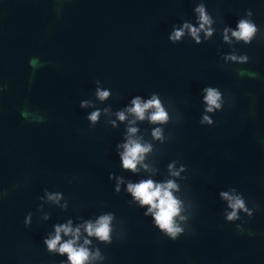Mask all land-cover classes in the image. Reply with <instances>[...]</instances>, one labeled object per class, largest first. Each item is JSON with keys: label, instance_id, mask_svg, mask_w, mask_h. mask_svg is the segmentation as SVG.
<instances>
[{"label": "water", "instance_id": "95a60500", "mask_svg": "<svg viewBox=\"0 0 264 264\" xmlns=\"http://www.w3.org/2000/svg\"><path fill=\"white\" fill-rule=\"evenodd\" d=\"M154 96L165 121L128 111ZM149 180L175 185V239L128 189ZM102 217L107 240L86 231ZM68 241L83 264H264V0H0V264H72Z\"/></svg>", "mask_w": 264, "mask_h": 264}, {"label": "clouds", "instance_id": "9594fccd", "mask_svg": "<svg viewBox=\"0 0 264 264\" xmlns=\"http://www.w3.org/2000/svg\"><path fill=\"white\" fill-rule=\"evenodd\" d=\"M197 12L200 14V21H201V28L204 27L205 24H208L209 18L205 15V11L203 6L198 7L196 9ZM184 27L189 28L191 35L196 38L197 32L199 29L192 28L190 25H185ZM238 30L232 32V35L236 37L238 40H244L246 43L249 42L250 38L256 32V27L249 21L241 20L237 25ZM227 32V29H225ZM183 34V29L179 31H175L173 35L170 37L172 40H178L181 35ZM207 35H211V31L209 30ZM225 40H227V36H225ZM198 42V40H197ZM231 59H236V57H231ZM242 61L246 59V57L240 58ZM30 66L35 67L36 60L32 59L29 61ZM207 95L205 96V101L208 104V108L206 111L211 112L213 108H219L220 105L217 101L220 98L219 92L215 89L208 88L205 89ZM97 95L100 99L106 98L109 93L107 91H99L97 90ZM133 107L128 111L134 113L139 119L144 118V112L148 108H154L155 111L149 117L152 122L157 121H165L167 119V114L164 110L160 107V103L157 98L154 96L151 100L145 102L144 104L140 103L139 98H136L132 101ZM83 106V105H82ZM22 116L26 115L25 113H21ZM99 113L94 112L89 117L90 120L96 121ZM118 117L120 120L124 119L123 113H119ZM204 122L211 123L207 116L203 117ZM130 132H135L136 129H129ZM154 136L159 137V130L157 129L154 133ZM125 153L122 156L123 166L127 169L135 170L136 162L139 158H141V154L148 151V147L142 146L135 141H129L127 144L124 145ZM171 182H168L166 186L156 185L154 187L152 181H142L137 185L130 184L128 186L129 191L133 194L134 197L140 199L142 204L150 205L149 211L151 212L153 209H156L154 214V218L160 227V229L164 230L172 239H175L177 234L180 233L182 230L175 226L173 217L178 215L180 208L179 202L173 198L172 194L168 189L174 188ZM221 195L230 201L229 207L232 208V212L228 215L227 219L232 220L237 217V210H245L244 202L238 197H229L227 193H221ZM52 199V197H49ZM108 220L109 217H102L99 221V226L93 228L92 225H88L86 227V231H88L89 235H97L103 240H107L108 238ZM63 231L66 235L71 231V229L67 226H60L56 228V236L52 239L46 240L45 243L47 244L49 250L56 249V245L60 240L59 233ZM74 241H68L61 245L58 249L61 253H68L70 261L72 264H83L85 260L88 258V252L84 248H74L73 247ZM85 243H88L85 241Z\"/></svg>", "mask_w": 264, "mask_h": 264}]
</instances>
